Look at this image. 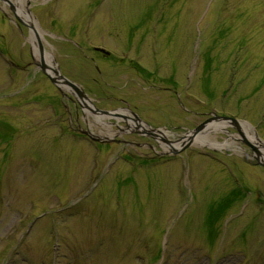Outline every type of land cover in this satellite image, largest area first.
<instances>
[{"label": "rangeland", "instance_id": "1", "mask_svg": "<svg viewBox=\"0 0 264 264\" xmlns=\"http://www.w3.org/2000/svg\"><path fill=\"white\" fill-rule=\"evenodd\" d=\"M25 1L52 66L159 132L93 108L109 142L88 141L0 0V264H264V168L244 142L264 141V0ZM213 113L252 129L149 160Z\"/></svg>", "mask_w": 264, "mask_h": 264}, {"label": "bare ground", "instance_id": "2", "mask_svg": "<svg viewBox=\"0 0 264 264\" xmlns=\"http://www.w3.org/2000/svg\"><path fill=\"white\" fill-rule=\"evenodd\" d=\"M12 1V0H11ZM13 3V2H12ZM13 5H15L16 7V13L17 15L19 16V18L24 21L27 25H29L31 28V33H30V41H31V44H32V48L34 49V54H35V57L36 59H38V61L40 60L39 59V40L42 41L43 43V33L42 31L39 29V26L37 25L35 19L32 18V16H30L27 12V10L25 9L26 7V1L25 0H20L17 2H15V4L13 3ZM44 58H45V62L50 65V59L52 58V56L50 54H48L47 52L45 53L44 55ZM88 104H90L88 102ZM91 106V105H90ZM97 121L100 122L101 125H104L105 127L109 128L108 125L106 123H104L102 121L103 118L101 117H96L95 118ZM129 124L131 125V127L135 126L136 123H134L133 121H130ZM144 126V124L142 125ZM141 126V128H142ZM225 126H229L228 124H220V123H215V124H212L210 126H208L204 132H202V134H200L199 136L195 137V144L198 145V146H208V147H217V148H220V149H223V148H230L234 145V142L231 143L230 141H227L225 143L222 144H219L216 140L214 139H211L210 137V134H212L213 132H221L222 130H226ZM241 127L244 128V130H246V127L248 128V126L244 123L241 124ZM105 135H110V131L109 130H106L104 131ZM171 133L170 132H167L165 130H162V132L160 133V139L162 138H167ZM249 136V133H246V137ZM239 136H235L232 138H238ZM252 144H255L256 146L260 147V142L258 141V139L256 137H254L252 135V137H249ZM188 139L189 137L187 136L186 138L184 137L182 140H180L179 142H176L175 144L173 145H168L166 146L165 144L162 145V147L164 148V151L166 152H173L174 149H179L185 142H188ZM262 150L264 149L263 147H260ZM261 157H262V160H264V152L263 154H261Z\"/></svg>", "mask_w": 264, "mask_h": 264}, {"label": "water", "instance_id": "3", "mask_svg": "<svg viewBox=\"0 0 264 264\" xmlns=\"http://www.w3.org/2000/svg\"><path fill=\"white\" fill-rule=\"evenodd\" d=\"M1 1H3V2L6 3V4H9L10 9L14 12L15 16H17V13H16V11H17V10H16V7L13 5V3H12L10 0H1ZM29 13H31L30 10H29ZM18 20H19L20 22H22L24 25H26L27 27L31 28L29 25H27V24H26L24 21H22L20 18H18ZM39 49H40V53H41V55H44L45 50H44V48H43V44H42L41 40H39ZM41 67L43 68L44 72H46V73H47V70H50V69L53 70V72H54V74L56 75V77L53 78V77L50 76V78H52V80H53L54 83H57L58 80L61 79L65 85H67L68 87H72V88L78 93V95H79L80 97H82V98H87V96L84 95V93L82 92V90H80L78 86H76L74 83H72L71 81H69L67 78L63 77V76L60 74V71H59V70H56V69H53V68H49V67L46 66L45 63H42V64H41ZM104 113H106V112H104ZM138 120H139V119H138ZM214 120L225 121V122H228L229 124H232V123H233V124L238 128V130H239L241 136L245 138V136L241 133V128H239V122H238L237 120H235V119H228V118H225V117H221V118H212V119H210V120H208V121L202 123V125L198 126L196 129L192 130V132H190V133H191V134L193 133L194 136L200 134V133H201L202 131H204V129H206V128H207V127H208V126L214 121ZM193 142H194L193 138H190V139H189V142H187V143L184 144V148H188V147L192 146V145H193ZM244 142H245V144H247L248 147L251 148L252 151H254V152L256 153V155H257V157H258L257 159H258L259 164L262 165V166L264 167V163H263V161L261 160L262 157H261V152H260L259 148L256 147V146H254V145H252V144H251L246 138H245ZM174 151H175L176 154L179 152V151H176V150H174Z\"/></svg>", "mask_w": 264, "mask_h": 264}, {"label": "flooded vegetation", "instance_id": "4", "mask_svg": "<svg viewBox=\"0 0 264 264\" xmlns=\"http://www.w3.org/2000/svg\"><path fill=\"white\" fill-rule=\"evenodd\" d=\"M124 103V101H120V104ZM70 107H73V110L71 112V117L75 118V122L78 126H80L81 122L84 121V111H83V106H81V103L79 102V99L77 96L73 95H68L67 97V102ZM113 110H119V108H114Z\"/></svg>", "mask_w": 264, "mask_h": 264}]
</instances>
